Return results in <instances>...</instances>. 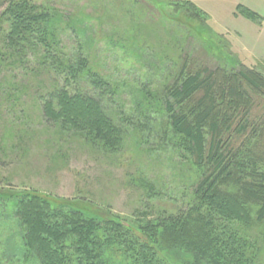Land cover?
I'll use <instances>...</instances> for the list:
<instances>
[{
	"label": "rangeland",
	"instance_id": "obj_1",
	"mask_svg": "<svg viewBox=\"0 0 264 264\" xmlns=\"http://www.w3.org/2000/svg\"><path fill=\"white\" fill-rule=\"evenodd\" d=\"M33 1L57 16L64 59L86 57L112 84L106 110L127 136L119 150H107L51 123L43 101L66 76L51 72L39 56L22 63L0 56V264H41L28 259L35 253L26 247L19 213L25 195L130 224L186 209L193 168L161 137L168 116L158 98L186 56L264 74V18L247 16L254 11L246 3L254 6V0ZM4 5L0 0V15ZM3 35L0 30V47ZM161 253L181 263L187 257L172 249Z\"/></svg>",
	"mask_w": 264,
	"mask_h": 264
},
{
	"label": "trees",
	"instance_id": "obj_2",
	"mask_svg": "<svg viewBox=\"0 0 264 264\" xmlns=\"http://www.w3.org/2000/svg\"><path fill=\"white\" fill-rule=\"evenodd\" d=\"M2 3L0 56L21 63L39 56L51 72L66 76L47 91L46 119L83 133L94 145L119 150L127 133L106 110L108 92L115 93L112 84L86 57L64 59L57 16L49 9L33 0ZM247 16L258 17L249 11ZM189 60L186 56L167 92L156 98L168 116L161 137L193 168L187 208L130 224L25 195L19 213L26 247L35 253L28 259L41 264H264V74ZM147 103L155 105L151 99ZM167 249L187 257L181 263L161 253Z\"/></svg>",
	"mask_w": 264,
	"mask_h": 264
},
{
	"label": "crops",
	"instance_id": "obj_3",
	"mask_svg": "<svg viewBox=\"0 0 264 264\" xmlns=\"http://www.w3.org/2000/svg\"><path fill=\"white\" fill-rule=\"evenodd\" d=\"M247 1V0H246ZM249 2V1H248ZM248 2L246 3V5L248 7H250L254 12L258 13L260 15V18H264V14L261 13L260 10H263L264 13V0H254V6H249ZM250 3V2H249Z\"/></svg>",
	"mask_w": 264,
	"mask_h": 264
}]
</instances>
